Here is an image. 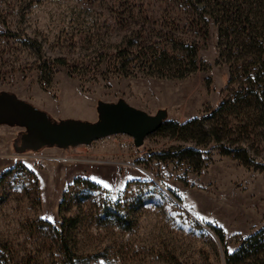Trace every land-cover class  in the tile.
Segmentation results:
<instances>
[{"label":"rangeland","instance_id":"374dc122","mask_svg":"<svg viewBox=\"0 0 264 264\" xmlns=\"http://www.w3.org/2000/svg\"><path fill=\"white\" fill-rule=\"evenodd\" d=\"M223 4L219 22L191 0H0V94L56 123L120 100L166 114L140 146L23 150L0 124V264H226L264 229V0Z\"/></svg>","mask_w":264,"mask_h":264},{"label":"water","instance_id":"95a60500","mask_svg":"<svg viewBox=\"0 0 264 264\" xmlns=\"http://www.w3.org/2000/svg\"><path fill=\"white\" fill-rule=\"evenodd\" d=\"M163 111L150 115L125 100L100 103L99 120H63L56 123L44 110L19 99L14 94H0V124L22 125L21 149L38 151L46 146L69 148L112 134H128L140 146L144 139L157 131L165 120Z\"/></svg>","mask_w":264,"mask_h":264},{"label":"trees","instance_id":"16d2710c","mask_svg":"<svg viewBox=\"0 0 264 264\" xmlns=\"http://www.w3.org/2000/svg\"><path fill=\"white\" fill-rule=\"evenodd\" d=\"M191 1L195 2V6L198 4L203 5V9L207 11L208 9L209 10L211 9L212 12H209V15L216 16L219 22L226 19L225 15L229 13V10L227 9V7L229 8V5L223 4V3L228 2L230 0H225V1L216 0L217 8L215 7L214 9H212V5H213L212 0H191ZM220 15H222L221 20L219 19ZM223 27L224 25L221 22V25L219 27L220 31L221 33L223 32L224 34H226ZM141 50L142 52H140L139 55H141L143 60H147L148 62H151L152 65L156 64L159 68L165 69V71L170 69L168 67H174V63H177L178 65L179 63L182 62V65H185L183 60L181 61L180 59H177L174 55H171L168 50H161L158 47H154V45H149L147 47H144ZM196 54H197L196 51L191 54L192 59H193V56ZM193 65L195 67L194 69H196L197 63H194ZM183 75L184 73L181 74L180 77H183ZM226 106H228V103H224L220 105L218 110H216L214 114L220 113L223 110V108H225ZM196 122H198V119L193 120L192 124L195 125ZM164 127H165V124L163 122V124L161 125L159 129L161 130ZM206 132L208 133L209 137L215 143L220 142L221 139H220V134H219L218 129L210 128ZM185 149L187 148H182L181 150L184 151ZM246 242H247V245L243 244L238 250L233 251V252H229V251L226 252V264H247L246 261L251 259L255 249L257 250V252L255 253L258 255L259 254L258 252H260V249L264 247V229L260 230L258 233L248 238Z\"/></svg>","mask_w":264,"mask_h":264},{"label":"snow or ice","instance_id":"6c2138e0","mask_svg":"<svg viewBox=\"0 0 264 264\" xmlns=\"http://www.w3.org/2000/svg\"><path fill=\"white\" fill-rule=\"evenodd\" d=\"M93 179L95 180V179H97L96 177H93ZM100 183L101 184H104V186L105 187H108V186H110L106 181H104V180H100Z\"/></svg>","mask_w":264,"mask_h":264},{"label":"built area","instance_id":"2783aa9c","mask_svg":"<svg viewBox=\"0 0 264 264\" xmlns=\"http://www.w3.org/2000/svg\"><path fill=\"white\" fill-rule=\"evenodd\" d=\"M2 177V176H1Z\"/></svg>","mask_w":264,"mask_h":264}]
</instances>
